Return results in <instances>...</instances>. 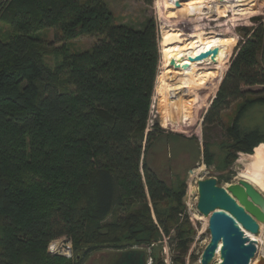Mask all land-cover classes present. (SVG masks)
<instances>
[{
  "label": "trees",
  "instance_id": "obj_1",
  "mask_svg": "<svg viewBox=\"0 0 264 264\" xmlns=\"http://www.w3.org/2000/svg\"><path fill=\"white\" fill-rule=\"evenodd\" d=\"M208 6L185 7V16L217 11ZM141 26L117 24L104 0L0 1V264H82L103 249L153 248L173 230V264L185 263L195 235L189 215L181 216L187 183L169 185L157 163L182 138L157 122L147 131L160 48L155 18ZM52 28L54 41L46 44L42 32ZM83 36L102 39L72 51ZM246 36L227 71L221 64L230 56L220 52L189 62L211 45L163 34L156 88L169 109L185 114L187 93L227 71L203 118L214 127L231 113L225 139L205 140L201 149L207 168L218 164L219 150L218 172L264 143V124H246L249 111L264 106V24ZM50 55L60 58L54 68L45 62ZM63 237L72 239L74 259L48 252ZM151 258L166 263L155 251Z\"/></svg>",
  "mask_w": 264,
  "mask_h": 264
},
{
  "label": "rangeland",
  "instance_id": "obj_2",
  "mask_svg": "<svg viewBox=\"0 0 264 264\" xmlns=\"http://www.w3.org/2000/svg\"><path fill=\"white\" fill-rule=\"evenodd\" d=\"M1 1V0H0ZM109 9L113 12L117 24H126L136 28H141L142 22L146 17L153 16L157 22V32L159 37L160 62L158 67V75L152 96L150 121L147 128L149 131L157 122L159 127L169 134H174L181 137L180 146L171 152V158L167 159L166 151H161L157 155V163L160 165V173L169 185L175 186L182 183H188L190 173L195 171L197 177L208 179L217 177L222 186L228 184H237L243 180L242 173L246 167L250 165L258 150L262 146L254 150V154L240 153L237 155V160L228 168L218 172L220 167L219 159L221 157L219 150L214 149L216 153V162L213 166L207 168L203 163L201 149L205 140L212 144L221 143L225 139V128L228 126L231 113L223 119V124L214 127H206L203 125V118L206 115L212 96L217 94L219 84L217 79L208 81L207 84L196 87L191 92L187 93L186 98L192 100L190 109L185 114H180L176 109H169L167 101H162L157 92L158 77L164 70V55H163V34L166 30L170 35L181 37V40L187 39L195 43L197 41L205 42L211 45L210 51L217 49L221 54H226L229 57V63L224 61L221 68L230 67L235 50L246 41L248 31L259 24H264V0H213L210 4L198 2V0H153L151 5L145 4L143 0H104ZM172 4L181 5L179 8H172ZM199 6L201 9L207 10L212 5L215 12H207L206 16H185V7ZM56 29H49L42 32V38L45 43L54 41ZM249 37V36H248ZM102 39L100 36H83L71 42L72 51H86L93 47L94 44ZM232 41L235 42L232 47L231 54L228 53L231 49ZM59 45V44H58ZM217 46V47H214ZM213 55L211 58H215ZM58 55H50L45 57V62L51 68H54L58 61ZM227 64V66H226ZM201 68L210 69V66H202ZM226 69V68H225ZM221 73V70H216ZM212 70V72H216ZM221 74L224 76L227 72ZM214 96V97H215ZM231 112V111H230ZM248 128H254L260 124H264V106H258L249 111L246 117ZM254 120V121H253ZM256 120V121H255ZM174 121V122H173ZM263 128V127H262ZM197 139V140H196ZM199 140L198 143H196ZM199 145V147L197 146ZM200 148V149H199ZM220 155V156H218ZM218 165V166H217ZM197 170V171H196ZM228 175L230 181L227 182L223 176ZM222 177V178H221ZM259 189V188H258ZM264 189V188H263ZM259 189L263 194L264 190ZM188 196L186 192L185 198ZM189 202V201H188ZM192 202V201H191ZM189 205L184 204V213L182 217L188 213ZM197 217L190 216L192 225L193 242L190 246L184 264H200L202 254L210 242V232L208 230V219L202 217L197 212ZM193 218V220H192ZM264 232V224L261 226V233ZM175 230L172 231V237L166 236L162 232L163 242L157 244L153 248H141L147 251L151 264H153L152 253L155 251L158 259L164 258L165 264H173V258L178 256L177 241L175 240ZM259 242V241H258ZM74 247V246H73ZM75 251V250H74ZM113 252V250L103 249L93 253L87 259L93 262L98 261L103 254ZM264 258L263 245L258 243V254L251 264H264L261 262ZM85 259L83 263L87 260ZM88 262V260L86 261ZM85 262V263H86ZM82 263V264H83ZM87 264V263H86Z\"/></svg>",
  "mask_w": 264,
  "mask_h": 264
},
{
  "label": "water",
  "instance_id": "obj_3",
  "mask_svg": "<svg viewBox=\"0 0 264 264\" xmlns=\"http://www.w3.org/2000/svg\"><path fill=\"white\" fill-rule=\"evenodd\" d=\"M217 53V49L212 52L206 51L189 57L188 60L203 62ZM224 77L225 75H220L217 79L219 86ZM197 186V210L200 216L208 219L211 236L200 264H251L258 254L259 242L247 233L253 236L261 233V226L264 224V194L254 184L245 180L221 186L217 177H210L199 180ZM77 260H80V256H77ZM261 262L264 263V258ZM105 264H151V262L147 251L133 248L114 252L105 260Z\"/></svg>",
  "mask_w": 264,
  "mask_h": 264
},
{
  "label": "built area",
  "instance_id": "obj_4",
  "mask_svg": "<svg viewBox=\"0 0 264 264\" xmlns=\"http://www.w3.org/2000/svg\"><path fill=\"white\" fill-rule=\"evenodd\" d=\"M197 171V170H196ZM195 171L190 173V179L187 183L188 196L185 199V204L189 205L188 215L196 218L197 217V204H198V186L197 182L200 180ZM189 201V202H188ZM192 201V202H191ZM189 216V217H190ZM193 220V218H192ZM73 241L70 237H63L52 240L48 245V252L51 255H58L67 259H74L75 251L73 247Z\"/></svg>",
  "mask_w": 264,
  "mask_h": 264
},
{
  "label": "bare ground",
  "instance_id": "obj_5",
  "mask_svg": "<svg viewBox=\"0 0 264 264\" xmlns=\"http://www.w3.org/2000/svg\"><path fill=\"white\" fill-rule=\"evenodd\" d=\"M241 177L243 180L251 182L259 189L264 188V147L258 150L250 165L246 167L245 171H243ZM247 234L252 239H256L262 243L264 252V232H262L259 237L253 236L249 233Z\"/></svg>",
  "mask_w": 264,
  "mask_h": 264
},
{
  "label": "flooded vegetation",
  "instance_id": "obj_6",
  "mask_svg": "<svg viewBox=\"0 0 264 264\" xmlns=\"http://www.w3.org/2000/svg\"><path fill=\"white\" fill-rule=\"evenodd\" d=\"M113 253L114 252H110V253H106V254H103V257L101 258V257H99L98 258V261H95V262H93L92 260H90V262H89V259H87L88 260V262H86L87 264H105V260L106 259H109L112 255H113ZM83 263V264H86V263Z\"/></svg>",
  "mask_w": 264,
  "mask_h": 264
}]
</instances>
